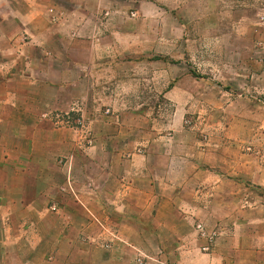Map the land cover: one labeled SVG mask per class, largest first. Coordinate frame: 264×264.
I'll list each match as a JSON object with an SVG mask.
<instances>
[{
    "label": "crops",
    "instance_id": "0c3cea01",
    "mask_svg": "<svg viewBox=\"0 0 264 264\" xmlns=\"http://www.w3.org/2000/svg\"><path fill=\"white\" fill-rule=\"evenodd\" d=\"M196 1L227 8L244 41L235 53L260 54L264 71V0ZM12 19L0 17V264H264V149L218 144L205 163L162 152L155 134L135 139L132 110L86 114L92 139L50 115L91 103L92 87L135 82V19L98 18L97 42L92 18L66 13L36 32L28 63Z\"/></svg>",
    "mask_w": 264,
    "mask_h": 264
},
{
    "label": "rangeland",
    "instance_id": "374dc122",
    "mask_svg": "<svg viewBox=\"0 0 264 264\" xmlns=\"http://www.w3.org/2000/svg\"><path fill=\"white\" fill-rule=\"evenodd\" d=\"M67 1L0 0V17L11 16L9 27L18 30L13 34L11 47L22 49L24 62H35L37 58L36 32L45 31L66 13L92 18L96 24L91 23L95 26L91 31L96 32L97 42L98 18L113 14L135 19V33L144 37H135V72L129 69L135 74V82L92 87L91 103H73L66 112H51L65 127L77 130L80 136H90L92 133L85 131L89 123L86 114L110 116L119 110H132L135 139L142 136L147 143L155 134L161 137L162 152L165 148L169 151L171 145V154L177 157L210 163L212 148L228 143L242 146L252 158L264 149L261 55L235 53L244 41L235 37L237 32L226 7L199 4L196 0H71L77 7L69 6ZM81 4L83 8L77 11ZM36 16L45 18L42 22ZM149 32L154 51L145 54ZM56 46L60 47L58 41ZM249 60L253 66L250 69ZM66 90L71 97L83 93L84 88ZM234 98L247 99L246 103L233 105ZM234 111L240 112L241 117L235 120ZM243 122L249 127L247 135ZM141 148L146 145L137 149Z\"/></svg>",
    "mask_w": 264,
    "mask_h": 264
},
{
    "label": "built area",
    "instance_id": "2783aa9c",
    "mask_svg": "<svg viewBox=\"0 0 264 264\" xmlns=\"http://www.w3.org/2000/svg\"><path fill=\"white\" fill-rule=\"evenodd\" d=\"M247 150L250 151V148H248ZM196 229L200 233L201 236H205L206 235L205 232H204V229L202 228V226L197 225L196 226ZM208 240H209V243H211L212 237L211 236H208ZM208 249H209V247H205L203 250L204 251H207Z\"/></svg>",
    "mask_w": 264,
    "mask_h": 264
}]
</instances>
